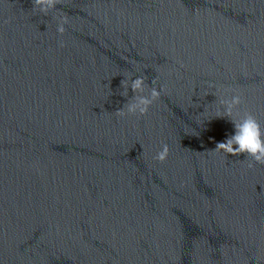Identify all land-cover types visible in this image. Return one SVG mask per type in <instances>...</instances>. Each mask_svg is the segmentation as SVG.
Here are the masks:
<instances>
[{
  "label": "water",
  "instance_id": "water-1",
  "mask_svg": "<svg viewBox=\"0 0 264 264\" xmlns=\"http://www.w3.org/2000/svg\"><path fill=\"white\" fill-rule=\"evenodd\" d=\"M33 3L0 0V264H264V164L202 116L214 83L264 127V0H59L63 36Z\"/></svg>",
  "mask_w": 264,
  "mask_h": 264
},
{
  "label": "clouds",
  "instance_id": "clouds-1",
  "mask_svg": "<svg viewBox=\"0 0 264 264\" xmlns=\"http://www.w3.org/2000/svg\"><path fill=\"white\" fill-rule=\"evenodd\" d=\"M59 0H34L33 8L43 16L54 13L53 19L57 21L56 31L63 36L66 27L69 24V18L57 8ZM60 47H64V43L59 42ZM147 77L137 75L134 72L128 73L122 80L123 91L121 95L128 97V90L131 89L133 95L127 100L123 107L116 111L118 117L125 116H146L150 108L161 99L162 93L166 92L164 86H159V76L152 80L151 86L146 82ZM209 89H215L213 94L217 97L215 102L214 115L209 113V107L202 114L207 118L210 116L228 117L230 118L234 131L227 135L226 138L216 143L215 149L209 152L219 153L226 158L229 155H245V159L251 157L249 168L255 164H264V127L257 121L251 113L239 114L238 108L242 104V96L235 88L224 89L223 91L214 83L207 85ZM209 92H205L207 96ZM230 95V98H226ZM200 117V116H198ZM169 155L168 145H163L162 149L157 152L154 159L163 162Z\"/></svg>",
  "mask_w": 264,
  "mask_h": 264
}]
</instances>
